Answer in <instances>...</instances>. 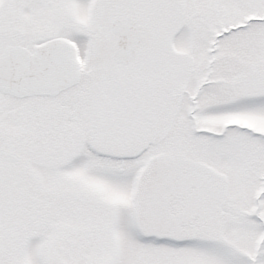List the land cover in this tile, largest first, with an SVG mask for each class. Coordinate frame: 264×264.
Masks as SVG:
<instances>
[{
  "label": "snow or ice",
  "instance_id": "1",
  "mask_svg": "<svg viewBox=\"0 0 264 264\" xmlns=\"http://www.w3.org/2000/svg\"><path fill=\"white\" fill-rule=\"evenodd\" d=\"M0 264H264V0H0Z\"/></svg>",
  "mask_w": 264,
  "mask_h": 264
}]
</instances>
